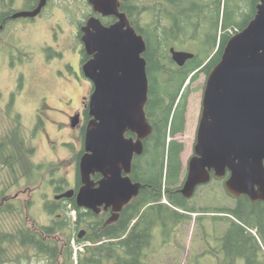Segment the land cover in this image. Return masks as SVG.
Segmentation results:
<instances>
[{
    "label": "water",
    "instance_id": "water-1",
    "mask_svg": "<svg viewBox=\"0 0 264 264\" xmlns=\"http://www.w3.org/2000/svg\"><path fill=\"white\" fill-rule=\"evenodd\" d=\"M47 1L40 0L34 11L14 18H36ZM111 14L119 18L114 25L104 27L90 20L82 30L84 47L92 56L82 71L94 91L79 162L82 186L76 195L78 208L97 215L103 208L112 209L108 223L117 221L143 188L130 178L132 162L142 155L143 142L153 132L145 112L149 94L145 40L129 26L125 14L117 10ZM170 53L179 67L194 58L174 48ZM77 124L75 118L73 127ZM128 133L136 139L127 138ZM228 173L225 190L230 196L264 201V0L257 3L248 25L230 37L220 62L207 76L194 155L179 192L192 199L200 186L213 178L225 179ZM96 175L102 176L98 182L92 179ZM74 194L70 190L57 199ZM85 234L82 230L78 239Z\"/></svg>",
    "mask_w": 264,
    "mask_h": 264
},
{
    "label": "rangeland",
    "instance_id": "rangeland-1",
    "mask_svg": "<svg viewBox=\"0 0 264 264\" xmlns=\"http://www.w3.org/2000/svg\"><path fill=\"white\" fill-rule=\"evenodd\" d=\"M254 1L214 0L212 9L208 10L205 16L200 14L204 17L202 21L201 18L200 20L197 18L198 15H195V19L191 21L193 26L190 28L182 29L178 33L171 29L167 33V40H175V43L172 41L165 45L163 53L168 56L170 49L174 48L176 51H188L197 56L199 53L202 61H208L207 57H211L215 52L210 44L215 31L218 29V34L222 35L225 31L223 27L228 26V23L243 21L247 23L256 9ZM137 5L141 10L139 21L148 27V32L159 19L156 14L158 3L155 0H137ZM45 15L49 23L44 25L45 23L38 20L40 26L37 24L30 29L31 37L28 38L27 33L23 37L25 44L30 46L31 58L22 57L21 61L9 62L0 56V97L4 96L1 102H9L12 105L15 103V109L22 114V124L29 137L32 136L31 130L38 116L42 123L34 141L37 148L34 161L41 164L40 177L38 179V175L36 176V180L38 179L36 183L34 179L30 180L32 177H27L25 180L22 179L19 188L7 189L5 183L9 181L12 186L17 176L4 173L0 168V201L3 197L13 198L17 194L20 195L19 199L9 203L13 205L12 215L0 216L2 232L9 231L8 233L13 232L14 235H16L14 230L18 228L26 227L38 231L41 226H48L60 219L67 220L68 210L69 216L76 218V212L71 206L65 207L68 202L57 204L53 201L54 195L57 194L56 188L70 189L76 183V156L80 152L82 138L80 130H73L70 126L69 118L76 112L84 111L82 98L89 96L90 88L88 80L84 78L78 67L79 43L75 42L70 47L68 45L70 39L75 38L73 20L81 22L82 14L71 13L68 0H53ZM43 20L45 22V19ZM20 23L24 24L23 21ZM56 24L66 32V35L61 37V46L55 42H44L49 38L50 25L56 26ZM235 30L236 27L225 32L235 33ZM206 35L211 36L212 40L205 38ZM193 36L200 38L196 41L188 39ZM206 39L209 41L206 42ZM206 80L207 75L200 72L195 82L190 84L186 129L182 135L175 137L177 142L184 145L181 185L187 175L188 162L193 154ZM21 85L22 92L13 101H9V96L18 87H22ZM170 140L169 138L168 141ZM165 204L169 206L168 202ZM230 205L231 201L221 182L214 181L209 186L199 188L197 194L188 202V206L195 208L196 213H191L190 219L175 227L171 231L172 234L164 240H158L159 233L156 232L152 251L155 252V256L150 261L153 264H196L197 262L213 264L211 261H202L198 254L208 247L204 237H208V233L211 235L210 232H214L215 236L212 235L213 245L217 248L221 247L220 239L227 229V223L224 221L226 217L222 210ZM52 208L53 211H50ZM82 230L85 228L79 227L77 231H73L70 227L66 229V236H70V244L74 239L76 241ZM67 237L57 235L56 239L59 240L57 243L59 242L60 246L62 243L66 244ZM3 246L7 249V262L4 264H50L47 256L39 254L31 246L23 247L16 238L12 244ZM224 261L223 255H218L217 264H227L228 261ZM63 262V258H60L59 263Z\"/></svg>",
    "mask_w": 264,
    "mask_h": 264
},
{
    "label": "trees",
    "instance_id": "trees-1",
    "mask_svg": "<svg viewBox=\"0 0 264 264\" xmlns=\"http://www.w3.org/2000/svg\"><path fill=\"white\" fill-rule=\"evenodd\" d=\"M254 2L256 6L259 0ZM255 14L256 9L247 23L232 22L223 29L226 31L236 27L243 30ZM185 18L181 19L179 25L181 30L184 29L182 21ZM137 31L144 36L148 44L145 59L149 94L145 112L153 128L152 135L143 142L142 155L136 156L133 164L132 180L143 186L139 196L122 210L118 220L113 223H108L111 218L109 213L103 212L97 215L92 211L78 208L73 202L71 209L76 212L75 219L69 216L68 210V221L60 219L48 226H41L38 231L26 227L18 228L17 235L14 236L0 229V264L7 262V249L3 245L12 244L14 238L18 239L23 247L31 246L39 254L47 256L50 264H60V258L64 260L62 264H75L70 236H66L68 227L73 231H77L79 227L86 230L81 240L76 239L79 244L84 245V251L79 254L78 264L84 262L87 264H137L136 258H141L143 251L148 247L152 227L156 222H173L174 229L184 220L187 221L190 216L178 213L175 215L172 209L196 213L195 208L188 206L189 200L178 193L182 183L184 145L177 142L174 136L178 133L183 134L186 129L188 99L191 94L190 84L195 82L200 72L208 76L220 62L225 42H221L220 53L216 57L208 56V61L204 62L198 56L179 68L169 55L163 53V47L169 43L166 38L169 29L161 30L157 20L148 32L139 29ZM207 38L210 40L213 38L210 44L214 51L218 43V29L212 38L211 36ZM187 81H190V84L183 92ZM169 138L170 141H168ZM9 145L11 148L9 158L0 157V163L8 164L11 168L16 167L19 151L23 153L26 166H29V159L24 152L20 151L19 138L16 137L14 140L10 137ZM164 199L169 206L163 203ZM156 206L158 210H155ZM50 211H53V208ZM12 212H14L13 206H9L0 210V216L12 215ZM241 229L235 228V232ZM57 235L67 237L66 244L62 243L60 246L59 242L57 243L59 241L56 239ZM228 238L229 235L225 233L220 239L224 253L227 252ZM235 239L239 249H235V252L238 253L237 255L247 256V264H264V256L261 260L256 254L257 243L248 242L240 234H235ZM241 245H244L243 249Z\"/></svg>",
    "mask_w": 264,
    "mask_h": 264
},
{
    "label": "flooded vegetation",
    "instance_id": "flooded-vegetation-1",
    "mask_svg": "<svg viewBox=\"0 0 264 264\" xmlns=\"http://www.w3.org/2000/svg\"><path fill=\"white\" fill-rule=\"evenodd\" d=\"M52 1L53 0L47 1V5L42 10L41 14L38 15L36 18H17L16 19L14 18V16L17 13L34 11L39 6L40 0H0V56H2L3 58H6V60H8L9 62L15 61V60L21 61L22 57L23 58L32 57L31 52H29L30 46L25 44V40H23V37H25L26 33L29 36L28 38L31 37L30 29L32 27H36V25L38 24V20H41V23H45L44 25H46V23L47 24L49 23V20H46L45 13L47 9L51 6ZM68 1H69V9L71 13L82 14L81 22H77V20H73L72 25L74 28L73 33L75 34V38L70 39V44L68 45V47H70L71 44L75 42L79 43L80 53L78 55H79L80 60H79L78 67L80 68V71L83 76L84 74L82 71V66L92 59V56L88 55L84 47L83 32H82L83 28L88 25L90 20H97L104 27H110L119 21V18L116 15L111 14L112 12H116L117 10L119 14L126 15L129 26L134 28L136 31L138 29L143 30V31L148 30L147 29L148 27L146 25L145 26L142 25L140 23L141 21H139V14H141V10H139V7L137 5V0H104L100 4L96 2L97 0H82V1L79 0L77 2L76 0H68ZM155 1L158 3L156 14L159 18L157 19L159 23V28L169 29V30L172 29L173 32H177V33L181 32V29L179 27L181 23V19L186 17L182 21V25L184 27L183 30L190 28L191 26H193V22L191 21L192 19H195V15H198L197 18H199V20L201 18V21H202L204 18L203 16H205L208 13V10L212 9L213 2H214V0H155ZM104 14H108V15H104ZM200 14H203V16H200ZM43 19H45V22ZM22 21L24 22V24L20 23ZM37 26H40V25L38 24ZM219 30L222 31L223 29H219ZM241 31L242 30L240 29H236L235 33L232 31H228V33H226L224 31L222 35L218 34L217 48L215 49V52L212 54V56L216 57V55L220 53L219 47L222 41H224L226 45L231 36ZM48 32H49L48 34L49 38L45 40L44 42L45 43L55 42L57 45L61 46L60 40L62 36L66 35L65 30L61 26L56 24V26L50 25ZM197 37L193 36L192 38H188V39L196 41L200 38V37L198 38ZM204 37L207 38V35ZM168 40H169V43H171L172 41L175 43V40H172V39H168ZM207 41L208 39H206V42ZM176 42H177V39H176ZM145 43H146L147 51H148V44L146 40H145ZM223 50H222V53H223ZM147 51L145 55L147 54ZM185 52H188V51H185ZM198 56H200L199 53H198ZM198 56L197 54H194L193 59L197 58ZM169 57L172 60V55L170 51H169ZM188 62L189 61H187V63ZM179 68H182V67H179ZM84 78L86 77L84 76ZM86 80L88 79L86 78ZM88 84L90 88L88 92L89 96H83L82 98V102L84 105V111L76 112L69 118L70 126L72 127L73 130H80V134L82 138L80 152L76 156V164H75L76 183H75V186L70 189H66L62 187L56 188L57 194L54 195L53 203L63 204L65 202L66 204L68 202L65 205V207L67 205L72 206L73 202H75V205H76V195H77L78 190L82 186L80 172H79V162L85 152L84 141H85L86 128L88 126L89 121L91 120L90 115H89V102H90V97L94 91L93 83L88 80ZM189 84H190V81H187V83L184 86L183 92ZM22 90H23V86L18 87L16 91L11 94L12 96L11 95L9 96L8 100L13 101L17 97V95H19L22 92ZM3 97L4 96L0 97V157H2L3 159L9 158V151L11 150L10 145H9L10 137L14 140L16 137H18L19 142L21 144L20 151L26 154V157L29 159V162H30V165L26 166L23 153H20L18 151L19 160H18V164L16 165V167L11 168L8 164L0 163V168H2V171L4 173L6 172L9 175L12 173L14 174V176H17L16 182L12 183V186L10 185L8 181L5 183V187L7 189L8 188L16 189L20 187L21 185L20 183L22 179L25 180V178L27 179V177L28 178L32 177L30 180L34 179L35 180L34 183H36V181L40 177L41 164H37L34 161V156H35L36 149H37L36 146L34 145V141L36 140L37 131L40 129L42 123L38 116V119L37 118L35 119L34 126L32 127V130H31L32 136L29 137L27 131L24 129V126L22 124V119H21L22 114L15 109V103L12 105V104H9V102H6V103L1 102ZM201 113H202V108L200 111V117H201ZM200 117H199V121H200ZM75 118H78V124L75 127H73V120H75ZM197 129H196V134H195V143L197 140ZM179 135H182V134L178 133L174 136V138ZM126 137L127 138L132 137L136 139V136L132 135L131 133L126 134ZM193 155H194V146H193L192 156ZM135 159H136V156L134 157L133 162H132V170L130 174L131 180H132V174H133V164L135 162ZM37 175H38V179L36 180ZM228 178H229V173L227 174L226 178L222 180H216L213 178L210 183L203 185V188L206 186H209L210 184H212V182L217 181V182H221L225 190V182ZM92 179L94 180V182H98L102 179V176L96 175V176H93ZM201 187L202 186H200L199 188ZM198 189H197V192H198ZM70 190H74L75 192L73 198L57 199L58 196H61ZM178 193L180 194L179 190H178ZM225 193L227 194L228 198L231 201V205L227 206L224 210H222L223 215H225L224 217H226L224 218L225 219L224 221H226L227 223L226 234L229 235L227 252L224 253L222 246L220 248H217L216 246L213 245L212 235L214 236V232L213 233L210 232L211 235H209L208 233V237H204L206 241V245H208V247H206V249L202 253L198 254V257H200L202 261L206 260V261H211L213 264H217V257L218 255L222 254L225 259L224 262L228 261L227 264H247V261H248L247 256L237 255L238 253L235 252V249H237V245H238V243H235V240H236L235 234L236 235L240 234L241 237L243 239H246L248 242L257 243V248L255 249V251L259 259L262 260L264 256V201L261 200V201L254 202L248 196H241L239 198H235V197L230 196L226 190H225ZM19 196L20 195L17 194L13 198L3 197L2 200L0 201V210L7 208L9 206H13L9 203L11 201L19 199ZM155 210H158L157 206L155 207ZM172 211L174 212L175 215L178 213V214H183V215L186 214L187 216L191 217V213L186 212L182 209L174 208L172 209ZM103 212L109 213L111 217L113 215L112 209L105 211L103 208L101 213ZM190 217H188L187 221L190 219ZM183 222H185V220ZM173 227H174L173 222H170V221L165 222V223L156 222V224H154L152 227L151 240L150 242H148L149 245L143 251L142 257L136 258V263L137 264H153L150 261V259L155 256L154 254L155 252L153 253L152 251H153V245H154L156 232L157 234L159 233V236L157 237V239L159 238L158 240L160 239L164 240L165 237L167 236L169 237L172 234L171 231L173 230ZM235 228H239V229L242 228V229L237 231L236 233ZM8 232L9 231H7L6 233ZM14 232L17 235L16 230H14ZM205 232L207 233V231ZM10 233H13V232H10ZM210 237H211V240H210ZM215 239L216 238H214V241ZM241 246L243 249L244 245H241ZM207 255H209V257H206ZM157 264H160V263H157ZM196 264H198V262Z\"/></svg>",
    "mask_w": 264,
    "mask_h": 264
},
{
    "label": "built area",
    "instance_id": "built-area-1",
    "mask_svg": "<svg viewBox=\"0 0 264 264\" xmlns=\"http://www.w3.org/2000/svg\"><path fill=\"white\" fill-rule=\"evenodd\" d=\"M164 202H166V201L164 200ZM72 247L74 250L73 259H74L75 263L78 264V253L83 252L84 248L82 245L77 244L75 240L72 241Z\"/></svg>",
    "mask_w": 264,
    "mask_h": 264
}]
</instances>
